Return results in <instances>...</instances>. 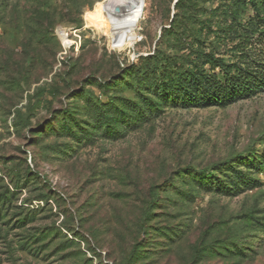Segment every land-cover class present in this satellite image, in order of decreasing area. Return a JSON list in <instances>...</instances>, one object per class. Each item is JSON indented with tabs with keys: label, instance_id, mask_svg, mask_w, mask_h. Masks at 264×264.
<instances>
[{
	"label": "rangeland",
	"instance_id": "374dc122",
	"mask_svg": "<svg viewBox=\"0 0 264 264\" xmlns=\"http://www.w3.org/2000/svg\"><path fill=\"white\" fill-rule=\"evenodd\" d=\"M182 1L115 44L109 0H0V264H264V0ZM212 56L260 67L249 96L177 105L134 74ZM124 100L144 116L107 131Z\"/></svg>",
	"mask_w": 264,
	"mask_h": 264
},
{
	"label": "trees",
	"instance_id": "16d2710c",
	"mask_svg": "<svg viewBox=\"0 0 264 264\" xmlns=\"http://www.w3.org/2000/svg\"><path fill=\"white\" fill-rule=\"evenodd\" d=\"M179 8H185L182 5L183 1L178 0ZM232 14V13H228ZM178 25V24H177ZM172 27V25H171ZM170 27V28H171ZM226 27H221L220 29L226 30ZM171 30H168L167 34H171ZM185 34V33H183ZM182 36V35H181ZM177 38L178 42H183V37ZM252 60V59H250ZM206 63L209 67H200L195 65L193 68H178L176 70L169 69H153L150 72L147 70L144 72L140 68L134 70V74L139 77L144 73L151 77L153 74L155 79H150V87L154 86V91L157 95H171L175 94V103L180 105H226L232 103L236 100H240L249 96L252 92V79L257 68H260L254 62H226L223 59H217L212 56V58L206 59ZM197 64V63H196ZM148 68V69H149ZM142 74V75H141ZM142 78V77H141ZM159 78V79H158ZM259 78H257L258 80ZM142 79H139V81ZM153 81V82H152ZM153 90V88H152ZM120 103V102H119ZM142 103H149L151 109L157 108L156 104L151 101V99L144 98ZM125 106L123 109L119 110L114 103L111 102L110 105L105 107V111L99 113L100 116L106 118L104 126L108 125L107 131L110 129H120L122 126L121 122L125 126L132 124H137L141 120L144 112L141 105L133 103L131 100H124ZM183 105V104H181ZM240 178L233 177L230 180V184L226 187V192H235L236 194L241 192Z\"/></svg>",
	"mask_w": 264,
	"mask_h": 264
},
{
	"label": "bare ground",
	"instance_id": "6f19581e",
	"mask_svg": "<svg viewBox=\"0 0 264 264\" xmlns=\"http://www.w3.org/2000/svg\"><path fill=\"white\" fill-rule=\"evenodd\" d=\"M133 4L131 10L124 9L115 2H109L107 10L110 15L109 36L118 44L124 37H133L143 14L145 0H127Z\"/></svg>",
	"mask_w": 264,
	"mask_h": 264
},
{
	"label": "water",
	"instance_id": "95a60500",
	"mask_svg": "<svg viewBox=\"0 0 264 264\" xmlns=\"http://www.w3.org/2000/svg\"><path fill=\"white\" fill-rule=\"evenodd\" d=\"M109 2H115L118 5H120L121 7H123L124 9H127V10H131L133 8V4L130 3L129 1H127V0H109Z\"/></svg>",
	"mask_w": 264,
	"mask_h": 264
}]
</instances>
